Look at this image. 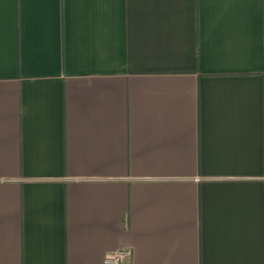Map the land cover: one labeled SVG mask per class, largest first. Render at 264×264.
<instances>
[{
  "label": "crops",
  "instance_id": "1",
  "mask_svg": "<svg viewBox=\"0 0 264 264\" xmlns=\"http://www.w3.org/2000/svg\"><path fill=\"white\" fill-rule=\"evenodd\" d=\"M264 264V0H0V264Z\"/></svg>",
  "mask_w": 264,
  "mask_h": 264
},
{
  "label": "built area",
  "instance_id": "2",
  "mask_svg": "<svg viewBox=\"0 0 264 264\" xmlns=\"http://www.w3.org/2000/svg\"><path fill=\"white\" fill-rule=\"evenodd\" d=\"M131 254L132 251L130 248L117 249L107 253L105 260L107 263L124 264L130 258Z\"/></svg>",
  "mask_w": 264,
  "mask_h": 264
}]
</instances>
